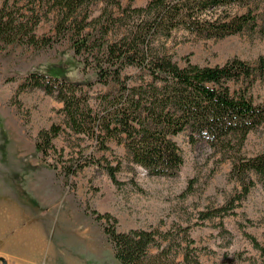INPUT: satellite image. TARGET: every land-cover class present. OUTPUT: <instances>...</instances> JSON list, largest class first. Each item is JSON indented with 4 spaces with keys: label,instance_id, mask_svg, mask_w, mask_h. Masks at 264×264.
Returning <instances> with one entry per match:
<instances>
[{
    "label": "trees",
    "instance_id": "obj_1",
    "mask_svg": "<svg viewBox=\"0 0 264 264\" xmlns=\"http://www.w3.org/2000/svg\"><path fill=\"white\" fill-rule=\"evenodd\" d=\"M126 1L124 6L122 0L0 3V52L15 44L44 50L67 41L81 69L94 73L93 83L118 87L115 93L97 96L92 104L78 83L30 72L18 90L38 88L53 96L62 103L65 125L38 131L34 148L47 157L56 152L52 141L63 133L95 141L104 151L112 140L122 144L125 159L147 175L173 177L183 163L174 137L185 133L190 144L204 145L229 161V174L238 182L237 199H241L253 177L264 181V150L253 157L242 153L246 136L264 126V100L256 103L245 91L264 77V58L253 65L232 58L221 66L189 61L179 66L165 42L178 30L216 40L255 30L264 35V0H147L141 7L132 6L134 0ZM96 2H103V8L93 17L88 7ZM49 20L53 33L38 36L39 25ZM127 68L135 70L134 75H125ZM232 84L244 89L235 90ZM74 162L64 167L65 176L83 167ZM104 169L117 183L120 163ZM234 199L227 207L199 211L197 218L222 219ZM95 214L105 223L103 233L119 264H203L187 226L119 232L112 215ZM245 236L257 254L248 259L250 264H264V245L248 233Z\"/></svg>",
    "mask_w": 264,
    "mask_h": 264
},
{
    "label": "rangeland",
    "instance_id": "obj_2",
    "mask_svg": "<svg viewBox=\"0 0 264 264\" xmlns=\"http://www.w3.org/2000/svg\"><path fill=\"white\" fill-rule=\"evenodd\" d=\"M146 2L134 0L132 6ZM126 3L122 0L123 6ZM102 8L103 2H96L88 10L95 17ZM51 28L52 21H44L37 35L52 34ZM165 43L179 66L186 61L221 66L232 58L253 65L264 58V35L257 30L220 40L178 30ZM30 72L78 83L92 104L97 96L118 89L112 83H93L94 73L81 69L67 41L44 50L15 44L0 52V190L5 186L15 196V210L25 211L14 214L18 218L14 233L0 238V264H119L103 233L105 223L97 221L95 213L112 215L119 232L187 226L203 264H250L248 259L256 257L245 233L264 245V181L253 177L249 192L237 199L240 187L229 174V161L204 145L190 144L185 133L174 137L183 163L173 177L147 175L125 159L122 144L109 140L104 151L95 141L67 133L52 141L57 150L44 158L34 148L38 131L51 125L65 127L62 103L38 88L18 90ZM135 72L127 68L125 75ZM245 91L256 103L263 101L264 77ZM244 142L246 157L263 151L264 126L250 132ZM73 161L83 167L65 176L64 167ZM118 163L114 183L104 167ZM233 198V208L222 219L197 218L199 211L227 207Z\"/></svg>",
    "mask_w": 264,
    "mask_h": 264
},
{
    "label": "bare ground",
    "instance_id": "obj_3",
    "mask_svg": "<svg viewBox=\"0 0 264 264\" xmlns=\"http://www.w3.org/2000/svg\"><path fill=\"white\" fill-rule=\"evenodd\" d=\"M13 194L4 186L0 190V238H4L6 235L14 233L13 223L18 219L14 217L16 211L22 214L25 211L21 209L15 210V206L12 204L14 200ZM20 215V214H19ZM18 215V216H19ZM38 227H35L36 229ZM29 227H22V230L27 232ZM33 229V230H34Z\"/></svg>",
    "mask_w": 264,
    "mask_h": 264
}]
</instances>
